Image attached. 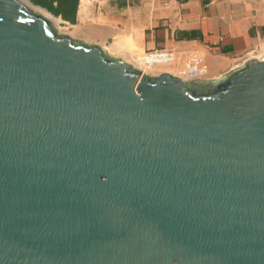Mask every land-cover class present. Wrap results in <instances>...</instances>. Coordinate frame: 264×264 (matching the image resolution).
I'll return each mask as SVG.
<instances>
[{
    "label": "water",
    "instance_id": "95a60500",
    "mask_svg": "<svg viewBox=\"0 0 264 264\" xmlns=\"http://www.w3.org/2000/svg\"><path fill=\"white\" fill-rule=\"evenodd\" d=\"M31 6L0 0V264H264V57L150 76Z\"/></svg>",
    "mask_w": 264,
    "mask_h": 264
},
{
    "label": "crops",
    "instance_id": "0c3cea01",
    "mask_svg": "<svg viewBox=\"0 0 264 264\" xmlns=\"http://www.w3.org/2000/svg\"><path fill=\"white\" fill-rule=\"evenodd\" d=\"M56 18L63 34L136 65H163L149 56L136 63L154 50L198 56L203 79L264 56V0H77L73 23Z\"/></svg>",
    "mask_w": 264,
    "mask_h": 264
},
{
    "label": "built area",
    "instance_id": "2783aa9c",
    "mask_svg": "<svg viewBox=\"0 0 264 264\" xmlns=\"http://www.w3.org/2000/svg\"><path fill=\"white\" fill-rule=\"evenodd\" d=\"M144 55V58L148 56L152 57L157 61L165 62L163 65L171 66L172 69H175L176 71L178 70L177 72H175V76L182 79L201 78L205 72V67L203 65L202 59L195 55L180 56L173 51L167 50H154L145 53Z\"/></svg>",
    "mask_w": 264,
    "mask_h": 264
},
{
    "label": "trees",
    "instance_id": "16d2710c",
    "mask_svg": "<svg viewBox=\"0 0 264 264\" xmlns=\"http://www.w3.org/2000/svg\"><path fill=\"white\" fill-rule=\"evenodd\" d=\"M34 5L46 9L55 17L60 16L62 19L73 23L77 0H30Z\"/></svg>",
    "mask_w": 264,
    "mask_h": 264
},
{
    "label": "rangeland",
    "instance_id": "374dc122",
    "mask_svg": "<svg viewBox=\"0 0 264 264\" xmlns=\"http://www.w3.org/2000/svg\"><path fill=\"white\" fill-rule=\"evenodd\" d=\"M51 17L53 19H55L54 21H55L56 25L55 24L54 25L56 26V31L59 32V33H67V30L64 28L63 24L59 23V21L57 22V18L55 16L53 17V15H51ZM144 57H145L144 54H141L138 57H136V63L142 61V59ZM130 64L132 66H134L135 68H137V69L140 68L139 70L142 69L141 71H143L144 73H146V74H148L150 76H157V75H159L161 73H167L168 71H170V69L171 70H175V69H172L171 66L160 65V64L156 65L155 67H147V65H144V64L143 65H140V64L136 65L133 61H130ZM177 71L175 70V72H177ZM203 78L204 77L202 76L201 79H203Z\"/></svg>",
    "mask_w": 264,
    "mask_h": 264
},
{
    "label": "bare ground",
    "instance_id": "6f19581e",
    "mask_svg": "<svg viewBox=\"0 0 264 264\" xmlns=\"http://www.w3.org/2000/svg\"><path fill=\"white\" fill-rule=\"evenodd\" d=\"M32 7V6H31ZM35 11H37V12H39L40 14H42V15H44V16H46V17H48L49 19H51V21L56 25V23H55V19H53L52 17H51V15H50V13H47L46 11H44V10H42V9H39L38 7H32ZM59 20L57 19V22H58Z\"/></svg>",
    "mask_w": 264,
    "mask_h": 264
}]
</instances>
